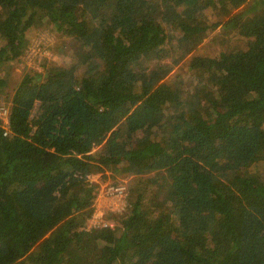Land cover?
<instances>
[{
  "label": "trees",
  "instance_id": "1",
  "mask_svg": "<svg viewBox=\"0 0 264 264\" xmlns=\"http://www.w3.org/2000/svg\"><path fill=\"white\" fill-rule=\"evenodd\" d=\"M1 96L0 264H264V0H0Z\"/></svg>",
  "mask_w": 264,
  "mask_h": 264
},
{
  "label": "rangeland",
  "instance_id": "2",
  "mask_svg": "<svg viewBox=\"0 0 264 264\" xmlns=\"http://www.w3.org/2000/svg\"><path fill=\"white\" fill-rule=\"evenodd\" d=\"M40 26H36V34L31 35V46L30 49L27 53L26 56H24L23 60L20 61L19 63L13 65L11 67L10 75H9V79L11 80L7 91L10 93L12 92V86L13 84L17 81L18 78H20L22 71H23V67L27 66L29 67L30 65H32L33 67H38V63L41 62V58L42 56L51 58V59H55L56 61H59L60 63L64 62L66 59V48L68 42H66V38L64 39V43L63 41H61V39L57 40V36L54 35L53 33H51L49 31L48 28H45L42 24H39ZM218 28V27H216ZM213 31H211L205 38V41L208 40V38L210 37V35H212ZM50 42V43H49ZM74 41L71 39L69 41V45H73ZM34 45L36 47H34ZM209 45H213V44H209ZM38 47V49H36ZM7 103L6 100H4V98L1 96L0 97V103ZM196 105L198 106L199 104L196 103ZM99 175H101L100 172L96 173V175L93 176L94 179H98L101 181V183H105L108 181L113 182L110 179H101L99 178ZM130 176H121V179H126L128 180ZM122 202H124L123 200L120 201L119 203V207L122 206ZM122 203V204H121ZM94 207V206H93ZM108 209V207L106 208H97L98 212L100 213V218L103 217L104 218V211H106ZM93 211V209H92ZM90 218V216L86 219V222L88 221V219Z\"/></svg>",
  "mask_w": 264,
  "mask_h": 264
},
{
  "label": "built area",
  "instance_id": "3",
  "mask_svg": "<svg viewBox=\"0 0 264 264\" xmlns=\"http://www.w3.org/2000/svg\"><path fill=\"white\" fill-rule=\"evenodd\" d=\"M34 47H36L34 45ZM38 49V47L36 48ZM0 118L2 120L4 133L6 134L8 132V106L4 103H0ZM127 193V182L125 179L121 180V182L118 183H112L110 181L105 182L101 184L100 189L98 191V198H105L109 200L108 209L117 211L121 209L124 206L125 203V197ZM123 200L122 206L119 207L120 201ZM105 213V212H104ZM100 224H110L108 223L103 217L100 218V213L98 212L97 208L93 209L90 218L85 224L86 228H91L95 225Z\"/></svg>",
  "mask_w": 264,
  "mask_h": 264
},
{
  "label": "crops",
  "instance_id": "4",
  "mask_svg": "<svg viewBox=\"0 0 264 264\" xmlns=\"http://www.w3.org/2000/svg\"><path fill=\"white\" fill-rule=\"evenodd\" d=\"M108 205H109V200L108 199L101 198V197L98 198L97 206L99 208L100 207L106 208V207H108Z\"/></svg>",
  "mask_w": 264,
  "mask_h": 264
},
{
  "label": "clouds",
  "instance_id": "5",
  "mask_svg": "<svg viewBox=\"0 0 264 264\" xmlns=\"http://www.w3.org/2000/svg\"><path fill=\"white\" fill-rule=\"evenodd\" d=\"M121 180H123V179H121ZM126 180V179H125ZM127 181V180H126ZM99 182H100V186H101V181L99 180ZM111 182V181H110ZM112 183H115V182H112ZM99 189H100V187H99ZM99 191V190H98ZM97 202H98V192H97V195H96V197H95V201H94V207H93V209H95V208H99L98 206H97ZM105 212V211H104Z\"/></svg>",
  "mask_w": 264,
  "mask_h": 264
}]
</instances>
